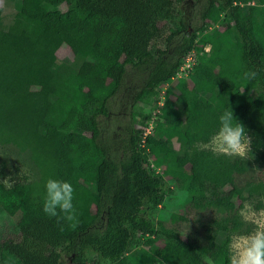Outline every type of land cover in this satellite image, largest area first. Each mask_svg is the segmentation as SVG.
<instances>
[{
    "label": "trees",
    "instance_id": "trees-1",
    "mask_svg": "<svg viewBox=\"0 0 264 264\" xmlns=\"http://www.w3.org/2000/svg\"><path fill=\"white\" fill-rule=\"evenodd\" d=\"M182 1L4 0L0 170L33 179L0 181L17 227L0 264H228L231 234L254 229L238 211L264 207V0H204L194 23ZM63 46L71 61L57 59ZM185 67L143 137L139 106L156 109ZM227 106L251 137L247 160L206 147ZM48 178L72 184L73 220L42 211ZM174 190L182 211L157 219Z\"/></svg>",
    "mask_w": 264,
    "mask_h": 264
},
{
    "label": "clouds",
    "instance_id": "clouds-1",
    "mask_svg": "<svg viewBox=\"0 0 264 264\" xmlns=\"http://www.w3.org/2000/svg\"><path fill=\"white\" fill-rule=\"evenodd\" d=\"M254 72L245 73L250 79ZM218 125L209 139L211 151L228 157H239L247 160L252 155L251 137L245 127L234 117L230 106L218 115ZM74 188L66 180L48 178L44 185L42 211L49 217H63L71 221L76 210L74 207ZM245 223L254 225L249 232L235 231L228 242L230 255L228 264H264V207L245 201L238 211ZM104 264H108L107 261Z\"/></svg>",
    "mask_w": 264,
    "mask_h": 264
},
{
    "label": "rangeland",
    "instance_id": "rangeland-1",
    "mask_svg": "<svg viewBox=\"0 0 264 264\" xmlns=\"http://www.w3.org/2000/svg\"><path fill=\"white\" fill-rule=\"evenodd\" d=\"M204 0H183L181 5H180V10L182 12V14L184 15V17L189 20L190 22L192 21V23L195 22V19H197V9L200 8V6L203 4ZM4 0H0V6H3ZM218 26H211L209 27V29H217ZM191 29V27L189 28ZM191 32V30H190ZM205 33H207V31L203 32V34H199L198 35V39H205ZM209 49V45L207 44L204 48V51L207 52ZM192 55H195L193 60L189 63V65H192V62H196V57H197V52L194 51V53ZM71 53L69 51V49L65 46L61 47L60 50L58 51L57 54V59L62 61H71ZM187 73L188 71L186 70V67L184 68V70L180 71L179 74L175 77L174 81H172V83L166 84L160 91L159 95H158V100H157V108L156 109H151L149 108L147 105H141L139 106L143 112L146 113H150L151 114V119L147 122H143V125H140L139 127L137 126V128L142 130V135L143 137L146 135H151L154 133V128H155V124L158 121V118L156 117L157 114V109L161 106H163L164 104L168 103L167 99L165 98V93L167 92V90H169L170 88H173V85L175 84L177 78H186L187 77ZM173 100V99H172ZM123 101V100H122ZM122 103V102H121ZM126 101H124L123 104H125ZM55 104L62 108L64 106V104L60 101V100H56ZM143 112H141V110H135L131 113L130 116L133 117V119H135L136 121H140L142 120L141 117H143ZM116 115L119 114L118 116V120L126 123L127 119L129 118V116L127 114L124 113V111H118V109L114 110L113 114L111 115ZM122 114V115H120ZM206 147H210V145L208 144ZM148 152V151H146ZM156 171L159 173H162V170H160L159 168L156 167ZM33 179V175L31 173V171L26 168V167H22L20 166L18 168V170H14L12 168H7L5 169L3 172L2 170H0V181L2 183H4V185L8 186H12L16 183L19 182H29ZM168 189H173L172 186H167ZM186 199V194L182 191L179 190H174V193L172 195H167L164 200L160 203L159 207H157L156 210V218L159 220L162 219H167L169 218V216L173 213H177V212H181V203ZM211 214V212H207L204 215H200L199 218L205 220L207 216H209ZM17 233V227L15 224V221L13 218H11L10 216H8L5 212H1L0 211V243H2L3 241H9L10 239H12L14 237V235ZM182 238L183 240H187L188 237H193V235H191V233L188 231V228H185L182 230ZM141 248V246H140ZM138 248V249H140ZM66 260V264H69L70 262L67 261V258H65Z\"/></svg>",
    "mask_w": 264,
    "mask_h": 264
}]
</instances>
